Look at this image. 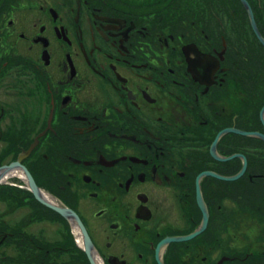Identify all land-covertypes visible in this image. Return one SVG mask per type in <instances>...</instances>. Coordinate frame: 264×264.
Returning a JSON list of instances; mask_svg holds the SVG:
<instances>
[{"label":"flooded vegetation","instance_id":"flooded-vegetation-1","mask_svg":"<svg viewBox=\"0 0 264 264\" xmlns=\"http://www.w3.org/2000/svg\"><path fill=\"white\" fill-rule=\"evenodd\" d=\"M263 108L241 0H0L2 231L29 264H264Z\"/></svg>","mask_w":264,"mask_h":264},{"label":"trees","instance_id":"trees-1","mask_svg":"<svg viewBox=\"0 0 264 264\" xmlns=\"http://www.w3.org/2000/svg\"><path fill=\"white\" fill-rule=\"evenodd\" d=\"M0 192L3 195L8 194L7 191H0ZM23 224L26 225V223ZM9 226H11V228ZM4 228H5L4 231H2V227L0 228V264H17L19 260L17 256L18 252L26 254V256H24V264H29L30 256H28L27 253L29 252L31 247L30 245L31 240L28 237L23 238V240H17L15 238V234H13V231L11 230L12 224L11 225L8 224L4 226ZM2 234H4L5 236H2ZM35 238L37 237L31 238L32 241H34Z\"/></svg>","mask_w":264,"mask_h":264},{"label":"rangeland","instance_id":"rangeland-1","mask_svg":"<svg viewBox=\"0 0 264 264\" xmlns=\"http://www.w3.org/2000/svg\"><path fill=\"white\" fill-rule=\"evenodd\" d=\"M230 0H228L229 2ZM20 48V47H18ZM5 180V179H3ZM2 179L0 181H3ZM44 191V190H43ZM46 194L49 193L48 191H44ZM0 219H5L4 221H11V220H20L26 217L29 208L28 207H22V209H16L11 208L12 203L10 202V193L8 192L7 195H3L0 192ZM21 225H24L23 223ZM46 226L45 222H33V225L29 227L30 230H38V229H44ZM2 225L0 226V228ZM4 227V225H3ZM11 228V226H9Z\"/></svg>","mask_w":264,"mask_h":264},{"label":"water","instance_id":"water-1","mask_svg":"<svg viewBox=\"0 0 264 264\" xmlns=\"http://www.w3.org/2000/svg\"><path fill=\"white\" fill-rule=\"evenodd\" d=\"M242 1V3H243V5H244V7H246V9H247V11H248V14H249V18H250V21H251V27H252V29H254V32H255V34H256V36H257V38L260 40V42L262 43V45L264 46V39H262L261 38V36H260V34H259V32H258V30H257V28H256V26H255V21H254V18L252 17V13H251V10H250V7H248V4H247V2H246V0H241ZM264 111V108L262 109V111H261V114H262V112ZM237 133H240V134H244V135H252V136H258V137H260L261 139H263V141H264V137L262 136V135H260V134H256V133H248V132H246V133H244V132H241V131H239V130H235ZM237 156H239V157H241L239 154L237 155ZM16 165H18V162L17 163H15ZM243 173V171H240L239 173H238V175L237 176H240L241 174ZM27 176H28V179L30 180V176L27 174ZM30 186H31V190H32V193H33V195H34V197H35V199L37 200V201H39L41 204H45V205H48L50 208H52L53 210H56V211H59L61 214H63V215H68V216H72L70 213H68L67 212V210H65V211H63V210H61L60 208H58L57 206H51L50 204H48L47 203V201H45V199H42L41 198V196H40V191L39 190H37L36 189V187H35V185L33 184V182H32V180H30ZM86 240V239H85ZM86 253L88 254V256L90 257V259L92 258V256H91V253H90V251H88V248H87V246H86ZM91 264H94L93 262H92V260H91Z\"/></svg>","mask_w":264,"mask_h":264},{"label":"bare ground","instance_id":"bare-ground-1","mask_svg":"<svg viewBox=\"0 0 264 264\" xmlns=\"http://www.w3.org/2000/svg\"><path fill=\"white\" fill-rule=\"evenodd\" d=\"M7 175H8V174L3 175L2 178H3V177L5 178V176H7ZM4 178H3V179H4ZM39 194H40V196H41L42 199H45V200H47V201H49V202H51V203H54V200H52V198H50L45 192H40Z\"/></svg>","mask_w":264,"mask_h":264}]
</instances>
